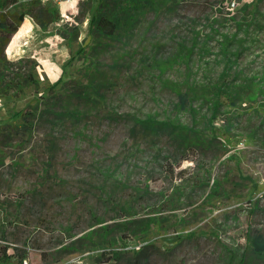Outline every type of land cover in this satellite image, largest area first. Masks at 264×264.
Returning <instances> with one entry per match:
<instances>
[{"label":"rangeland","instance_id":"rangeland-1","mask_svg":"<svg viewBox=\"0 0 264 264\" xmlns=\"http://www.w3.org/2000/svg\"><path fill=\"white\" fill-rule=\"evenodd\" d=\"M251 1L185 0L148 30L145 16L117 41L90 35L87 0H61L59 20L44 31L27 17L31 30L9 42L6 59L31 68L44 99L70 113H44L30 136L20 131L21 140L1 148L0 248L28 264H238L241 257L264 264L245 243L247 231L264 238V0L253 16ZM193 39L189 69L177 63L159 73L153 59ZM59 77L63 84L48 92ZM185 79L230 84L236 99L223 100L214 121L220 140L211 142V126L201 121L209 107L196 104L194 127L207 146L194 153L168 129L144 123L189 124L164 87L169 81L184 91ZM35 97L32 88L18 99L0 97V124H17ZM128 215L156 219L148 240L133 238L118 260L100 256L102 248L91 247L100 239L89 231Z\"/></svg>","mask_w":264,"mask_h":264},{"label":"trees","instance_id":"trees-1","mask_svg":"<svg viewBox=\"0 0 264 264\" xmlns=\"http://www.w3.org/2000/svg\"><path fill=\"white\" fill-rule=\"evenodd\" d=\"M18 0H0V97H11L18 99L28 88L33 89L36 95L33 103H29L26 107L17 113L18 123H1L0 124V166H2L7 158L4 154V147H9L10 143L22 139L21 133H26L28 136L32 134L35 123L38 122L44 113L52 114L57 119H62L66 114H69L68 109H64L65 105L48 102L40 93V83L29 68L27 71L22 70V66L6 59L5 49L9 42L18 34L28 33L31 30V23L25 19L29 17L35 27L40 30H46L50 25L57 23L60 13L51 5H43L39 0H32L22 9H16L15 4ZM185 0H87L89 20L88 26L90 35L94 40L108 39L112 41L126 38L133 33V31L142 24L145 16L150 15L151 20L147 23V30L156 20L165 15H172L176 13L177 8L184 3ZM258 0H252L245 5L249 8V14L256 13ZM16 9V10H14ZM225 46L223 48L225 62H228L227 45L229 41L227 37L224 38ZM188 46V42L179 43L178 51L172 54L168 59H153V64L158 68L159 73H163L168 67L177 63L184 64V67L189 69V60L193 47L197 46L195 39ZM83 52L80 48L79 54ZM224 74H227L228 67ZM63 84V79L59 77L51 86L46 87L48 92H53L57 86ZM184 91L174 83L169 81L164 83V87L173 92L176 96V105L178 115H186L189 118V124L185 125L177 123L168 119L166 123H156L146 121L156 129H168L173 138L178 142V146L182 147L187 153H194L197 150L207 146L206 142L201 138L202 128L200 130L194 127L197 123L199 109H196V104L208 105V113L201 119L205 121L203 126L208 122L211 126L209 135H206L209 142L220 140L219 134L214 128V121L219 114V109L222 104L235 105V95L231 94V85L224 82H190L185 79L182 82ZM199 93V95H198ZM222 99V101H221ZM224 100V101H223ZM55 109H59L55 111ZM73 113L70 114L72 116ZM200 120V117L198 118ZM152 121V120H150ZM182 171L176 174V178L181 180ZM213 192V190L211 191ZM252 210H255L256 203L248 201ZM156 223L155 218H147L146 220L136 219L134 215H128L122 219V222L117 223L113 227H117L122 234L118 238H113L112 233L115 231L112 226H101L98 230L92 229L88 233V237L93 235L100 239L99 243H93L92 248H102L100 256L111 260H118L120 256L127 253L124 249L128 243L133 242L142 244L148 240L152 225ZM101 224V223H99ZM245 243L251 248L252 252L264 258V238L259 233H245ZM67 247L66 250H69ZM234 253H230V258L233 259ZM13 258H16V264H22L24 260L23 255L8 254L7 247L0 248V262L8 263ZM244 263L243 258L239 260L238 264Z\"/></svg>","mask_w":264,"mask_h":264},{"label":"built area","instance_id":"built-area-1","mask_svg":"<svg viewBox=\"0 0 264 264\" xmlns=\"http://www.w3.org/2000/svg\"><path fill=\"white\" fill-rule=\"evenodd\" d=\"M39 1L51 5L52 7L57 9V11H59V8L61 7V0H39ZM65 1L66 3H70L72 0H65ZM22 264H28V263L24 260Z\"/></svg>","mask_w":264,"mask_h":264},{"label":"crops","instance_id":"crops-1","mask_svg":"<svg viewBox=\"0 0 264 264\" xmlns=\"http://www.w3.org/2000/svg\"><path fill=\"white\" fill-rule=\"evenodd\" d=\"M26 21V20H25Z\"/></svg>","mask_w":264,"mask_h":264}]
</instances>
